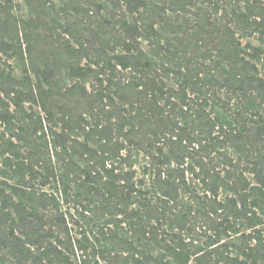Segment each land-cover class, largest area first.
<instances>
[{
	"label": "trees",
	"instance_id": "obj_1",
	"mask_svg": "<svg viewBox=\"0 0 264 264\" xmlns=\"http://www.w3.org/2000/svg\"><path fill=\"white\" fill-rule=\"evenodd\" d=\"M20 1L0 264H264V0Z\"/></svg>",
	"mask_w": 264,
	"mask_h": 264
},
{
	"label": "rangeland",
	"instance_id": "obj_2",
	"mask_svg": "<svg viewBox=\"0 0 264 264\" xmlns=\"http://www.w3.org/2000/svg\"><path fill=\"white\" fill-rule=\"evenodd\" d=\"M13 2H22V1H20V0H12ZM23 11V12H22ZM25 12H26V10L24 9V10H21L20 12L19 11H16V12H14V14L15 15H18V16H25L26 14H25ZM252 41L254 40V39H251ZM242 43L244 44L245 43V41H242ZM254 43H255V41H254ZM4 61L5 62H7V63H4ZM19 62L18 63H16V60H13V59H11V58H9L8 60H6V57L5 56H1L0 55V70H4L6 73L9 71V70H11L10 69V67L12 68V75L13 76H18V74H20V66H19ZM8 65V66H7ZM106 84H104V86H105ZM86 90H87V92H90L91 91V85H89V84H87L86 85ZM24 106L27 108L28 106H29V104L28 103H26V104H24ZM11 109H12V107H11ZM41 114V113H40ZM0 132H2V127H0ZM123 154H125L124 152H122ZM139 161H140V164H134V170L137 172V177H136V179H140L141 178V170H142V164H144L143 162H141V160H142V158L144 157L143 156V154L141 153V154H139ZM147 161V159H145V162ZM0 180H1V178H0ZM66 206H64V208H65ZM71 212H72V210H70ZM79 221V220H78ZM83 223V221H81V224ZM79 224H80V221H79ZM72 227L73 228V230H72V232H71V235L74 237V238H79L80 237V235L78 234V232H76L75 230V227H76V225H74L73 223H71L70 225H69V227ZM70 227V228H71ZM90 237L91 238H93V236L92 235H90Z\"/></svg>",
	"mask_w": 264,
	"mask_h": 264
}]
</instances>
